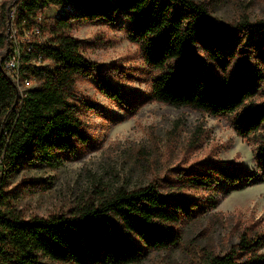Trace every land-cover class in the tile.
Here are the masks:
<instances>
[{
	"label": "trees",
	"instance_id": "trees-1",
	"mask_svg": "<svg viewBox=\"0 0 264 264\" xmlns=\"http://www.w3.org/2000/svg\"><path fill=\"white\" fill-rule=\"evenodd\" d=\"M73 4L85 21L126 19L128 39L139 45L145 61L160 70L147 93L98 78V89L115 103L122 115L99 106L105 117L122 121L150 101L190 106L213 116L232 114L236 133L246 139L264 127V102L253 98L261 92L264 68L242 58L231 77L226 71L235 58L234 43L244 35H264V19L239 20L234 25L212 14L201 0H24L18 21L35 15L47 4ZM7 15L8 12L4 11ZM77 14L57 19L51 41L41 49L54 60V67H40L34 74L38 85L21 98L0 58V264H42L40 255L72 264H132L151 250L176 246L181 233L175 224L196 217L208 200L178 194L168 196L153 182L142 187H119L97 202H88L73 214L24 217L10 206V199L25 189L36 192L47 185L22 183L10 190L7 178L21 159L34 167L60 165L62 156L77 158L79 145L92 144L79 107L69 100L76 77L101 64L86 58L83 40L59 31L71 25ZM7 33L0 32V47ZM256 169L243 164H212L207 170L188 175L191 185L232 191L264 183V142L254 150ZM47 182V181H45ZM29 185V186H26ZM27 187V188H26ZM207 206V207H208ZM208 209V208H207ZM264 232L247 230L224 254H212L200 264H264ZM246 255L242 257V255Z\"/></svg>",
	"mask_w": 264,
	"mask_h": 264
},
{
	"label": "rangeland",
	"instance_id": "rangeland-1",
	"mask_svg": "<svg viewBox=\"0 0 264 264\" xmlns=\"http://www.w3.org/2000/svg\"><path fill=\"white\" fill-rule=\"evenodd\" d=\"M201 1L207 2L212 14L228 24L234 25L243 18L264 19V0ZM17 2L0 0V32L7 28L4 11L9 13ZM43 9L45 39L51 41L58 35L54 28L59 17L77 14L59 34L64 31L83 40V55L101 64L97 70L79 74L69 96L79 107L92 144L79 145L77 158L62 156L60 165L34 167L22 158L6 180L8 189L31 182L36 186L49 183L50 187L36 192L25 189L10 199V206L26 218L73 214L83 204L97 203L119 187L133 189L153 182L168 196L219 199L217 206L209 207L206 203L196 217L175 224L181 233L178 245L151 250L143 260L132 264H200L212 254L229 251L246 230L252 236L263 233L264 183L225 195L219 189L193 186L186 177L205 171L212 164L235 163L256 169L254 150L264 142V127L244 139L232 126V114L213 116L190 106L161 101L143 104L136 114L122 121L102 116L96 111L97 106L118 115L124 112L99 91V77L147 93L160 70L149 65L139 45L128 39L130 24L123 17L115 22L85 21L78 17L79 11L73 4L51 3ZM234 49L235 58L226 71L213 65L223 77H231L244 57L264 68V35H244L235 41ZM6 52L7 45L0 47V58ZM253 100L264 102V82ZM1 159L0 156V180ZM40 260L42 264H72L44 254Z\"/></svg>",
	"mask_w": 264,
	"mask_h": 264
},
{
	"label": "built area",
	"instance_id": "built-area-1",
	"mask_svg": "<svg viewBox=\"0 0 264 264\" xmlns=\"http://www.w3.org/2000/svg\"><path fill=\"white\" fill-rule=\"evenodd\" d=\"M23 1L19 0L8 13L7 52L4 60V69L16 84L21 98H24L30 88L38 85L35 69L54 67V60L47 57L41 49L44 43L50 41L44 37V9L18 21V11L22 9Z\"/></svg>",
	"mask_w": 264,
	"mask_h": 264
}]
</instances>
